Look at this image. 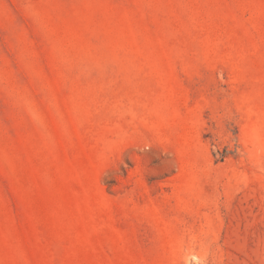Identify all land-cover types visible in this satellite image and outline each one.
<instances>
[{"label": "rangeland", "instance_id": "rangeland-1", "mask_svg": "<svg viewBox=\"0 0 264 264\" xmlns=\"http://www.w3.org/2000/svg\"><path fill=\"white\" fill-rule=\"evenodd\" d=\"M0 264H264V0H0Z\"/></svg>", "mask_w": 264, "mask_h": 264}]
</instances>
